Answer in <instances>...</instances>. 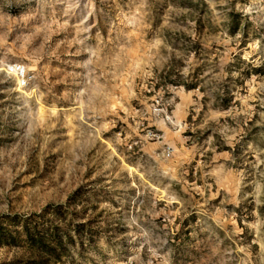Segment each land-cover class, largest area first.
Here are the masks:
<instances>
[{
    "label": "rangeland",
    "instance_id": "rangeland-1",
    "mask_svg": "<svg viewBox=\"0 0 264 264\" xmlns=\"http://www.w3.org/2000/svg\"><path fill=\"white\" fill-rule=\"evenodd\" d=\"M14 216L60 246L0 264H264V0H0Z\"/></svg>",
    "mask_w": 264,
    "mask_h": 264
},
{
    "label": "trees",
    "instance_id": "trees-1",
    "mask_svg": "<svg viewBox=\"0 0 264 264\" xmlns=\"http://www.w3.org/2000/svg\"><path fill=\"white\" fill-rule=\"evenodd\" d=\"M233 25L235 30L237 20H234ZM54 211L57 216H61L59 208H54ZM3 223H0V245H9L11 243L18 245L20 239H22L41 254H50L60 246V229L56 225L37 222L33 219H20L14 216L10 219L9 224L17 228L13 232Z\"/></svg>",
    "mask_w": 264,
    "mask_h": 264
},
{
    "label": "built area",
    "instance_id": "built-area-1",
    "mask_svg": "<svg viewBox=\"0 0 264 264\" xmlns=\"http://www.w3.org/2000/svg\"><path fill=\"white\" fill-rule=\"evenodd\" d=\"M7 69L10 73H12L16 77V80L19 86L25 87L27 85L28 78H27V74L23 66L19 64H12V65L7 66ZM165 153H166V156H169L170 149L167 148Z\"/></svg>",
    "mask_w": 264,
    "mask_h": 264
}]
</instances>
